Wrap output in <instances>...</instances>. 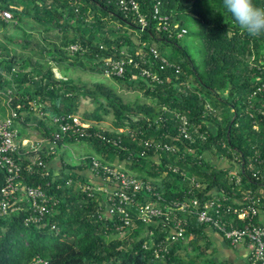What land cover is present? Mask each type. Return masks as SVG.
I'll list each match as a JSON object with an SVG mask.
<instances>
[{"label":"trees","instance_id":"trees-1","mask_svg":"<svg viewBox=\"0 0 264 264\" xmlns=\"http://www.w3.org/2000/svg\"><path fill=\"white\" fill-rule=\"evenodd\" d=\"M141 1L145 4L148 0ZM158 1L171 21L187 27L188 33L189 23L199 22L203 68L185 47L179 46L180 38H169L153 29L138 31L136 35L131 27L136 24L116 5L106 4L104 0H0V10H10L15 25L25 32L22 24L28 18L44 32L60 37V42L53 41L54 46L48 49L53 63L58 64L50 61L45 68L44 63L38 62L30 71H25L30 61H20L16 51L0 43L2 97L18 111V117L36 100L47 104L45 108L51 109L53 119L79 114V95L89 96L95 107L82 117L92 120V129H96L105 115L112 113L115 130L107 132L117 135L120 128H130L122 133L125 147L105 144L95 137L71 135H65L61 146L64 142L88 140L100 151L113 150L123 160V165L117 167L151 180L166 199L184 198L190 187L189 179H184L181 173L184 171L200 181L202 190L198 194L213 195L214 190L225 188L240 195L243 189H250L261 197L264 208V88L259 89L264 83V35H250L240 28L223 8L222 0ZM258 2L264 4V0ZM8 24L0 18V26ZM158 40L175 43L185 57L180 61L167 56L182 67L180 73L166 71L170 81L152 90L149 82L137 75L138 69L133 64L127 65L123 76L113 75L128 85L139 79L146 86L148 100L144 102H124L112 87L102 82L76 86L67 74L59 78L53 70L55 66L62 68V62L66 61L84 68L91 62V69L104 73L105 59L132 56L137 60L143 43L155 45ZM73 44L78 45L77 50L72 49ZM28 82L32 87L24 86ZM207 103L215 108V115L207 113ZM179 112L186 113L197 127L193 141L177 137ZM159 116H164V120L159 121ZM211 123L214 128L210 127ZM206 130L208 135L202 138L200 133ZM145 138L176 144L178 150L152 149L141 155ZM130 150L135 151L132 157ZM206 153L237 164V170L213 164L205 157ZM108 157L101 161L116 166ZM91 158H84L90 167ZM173 165L179 168L178 172L170 169ZM66 168L70 172L62 178L43 176L40 168L25 175L27 183L43 186L58 201L53 206L50 204L38 223H26L31 212L26 199L18 201L19 209L6 216L0 214V264H164V260L166 264H177L180 261L173 248L180 241L168 242L170 251L164 258H156L153 248H144L150 236L154 237V244L167 237L161 233V224L135 218L130 226L120 230L109 217L100 218L96 210L104 202V195L87 197L79 184L92 181L83 179L70 162ZM235 171L242 177L240 187H235L231 178ZM166 173L169 178L163 177ZM6 179L7 172L0 167V189ZM68 179L72 180L70 184ZM195 218H189L186 234L193 228ZM235 223L244 225L243 220ZM130 230L134 231L135 240L127 248L119 236L108 239L110 231Z\"/></svg>","mask_w":264,"mask_h":264},{"label":"built area","instance_id":"built-area-1","mask_svg":"<svg viewBox=\"0 0 264 264\" xmlns=\"http://www.w3.org/2000/svg\"><path fill=\"white\" fill-rule=\"evenodd\" d=\"M104 1L106 4L116 5L126 18L136 24L139 31L153 29L167 34L169 38H181L188 33L187 27L171 21L169 14L162 11L158 0H148L145 4L141 0ZM0 18L5 21L14 20L12 12L8 9L0 10ZM71 47L73 50L78 49L77 44ZM262 62L264 64V48ZM128 64H133L138 69L137 75L145 78L152 90L170 81V75L166 71L174 73L182 71L181 64L162 54L158 47L143 43L139 48L137 60L132 56L105 59L104 74L123 76ZM182 84L189 83L182 81ZM261 88H264V83L259 89ZM206 108L207 113L215 115V108L210 103H207ZM176 116L179 119L177 137L193 141V133L197 131V127L186 113L179 112ZM17 117L18 111L11 107L10 115L0 119V167L7 172L6 183L0 189V214L6 216L11 211L19 209L20 198L26 199L31 210L25 219L26 223L40 222L50 204L53 206L58 199L50 195L43 186L27 183L25 175L34 173L37 168L41 169L43 176L51 175L47 158L58 153L65 135L95 137L105 144L125 147L122 133L130 131V128H120L118 132L116 131L117 135H113L101 125L92 129L93 121L84 119L79 114L54 116L52 120L56 128L47 138L48 144L43 146L42 143H38L34 146L37 153L35 159L24 163L18 159L20 144L17 140L18 131L14 125ZM158 120L163 121L164 116H159ZM207 135V130L200 133L202 138H206ZM142 141L141 155H146L152 149L170 152L178 150L176 144L160 139L151 141L145 138ZM129 153L132 157L135 151L130 150ZM90 168L102 181L82 182L79 185L87 197L92 198L98 193L104 195V202L96 210L100 218L109 217L120 230L130 226L135 218L144 223L161 224V233L167 237L154 244L155 239L150 236L143 245L144 248H153L156 258H164L169 253V241H181L186 238L189 218L196 216L200 224L217 229L233 246L241 244L250 246L251 264H264V222L259 219L263 202L252 190L243 189L240 195H234L231 189L221 188L215 195H209L207 192L198 194L197 191L202 190L200 181L183 171L181 173L184 179L190 181L184 198L166 199L151 180L141 179L134 173L106 164L97 157L91 158ZM170 169L174 172L179 170L174 165L170 166ZM233 177L231 178L234 186L240 187L241 175L235 171ZM71 181L68 179L67 183L70 184ZM238 220H243L244 225L236 224Z\"/></svg>","mask_w":264,"mask_h":264},{"label":"rangeland","instance_id":"rangeland-1","mask_svg":"<svg viewBox=\"0 0 264 264\" xmlns=\"http://www.w3.org/2000/svg\"><path fill=\"white\" fill-rule=\"evenodd\" d=\"M8 22V25L0 26L1 46H7L11 50L16 51L18 53V58L20 61L23 59H25L26 61H30V65L25 67V71H30L38 62L44 63L45 68L47 67V62H54V60L50 58L48 49L54 46V42L59 43L60 37L56 38L48 34L47 32H44L38 25H36L32 20L28 18L25 19L22 24L23 28L26 29V32L20 26L15 25L16 20ZM126 25L129 26V24ZM199 26L200 25L197 20H192L189 23L190 32L179 39V46L185 47L192 55L196 64L199 67L203 68V45L198 35ZM131 27L135 30L134 33L136 35H139V29L137 27ZM50 41H54L53 44L50 43ZM155 46L158 47L159 50L168 57H173L174 59L180 61L185 60L183 52L175 43L158 40L155 41ZM62 65L63 66L61 70L59 69L60 67H54L53 70L55 74L59 76V78H61L62 74H67L70 78L73 79L76 86H82L84 84L93 86L94 83L102 82L112 87L123 98L124 102L134 103L136 101L144 102L148 100V96L146 94V86L137 78H135V82L132 85H128L120 80H117L114 76H108L102 73L100 69H91V62H87L88 68L75 66L67 61L62 62ZM24 86L32 87V83H25ZM78 99L80 107V111L78 112L79 115L83 116L85 112H90L94 109L95 104L89 96L85 97L80 94ZM10 113L11 106L8 104L7 100L2 97V92H0V119L10 115ZM100 124L106 130H115L113 126V114L110 113L108 115H105L103 121ZM76 146L79 148L81 147L84 154H87L91 157H97L100 160L105 159L106 161L107 156H109L111 160H113V158L116 159V153H114L113 150L102 149V151H100L97 149V147H94L93 143H91L90 141L81 140V142L75 143L72 148L70 146H67V154L69 156L68 159L71 163L75 162V157L80 154V149H77ZM35 157H32V159H35ZM169 176L170 175H168L167 173L163 175V177L166 178H169ZM117 236L124 240V247L126 248L129 247L135 240L134 231L132 230L121 232L110 231L108 233V239H112L113 237ZM179 260L180 261L177 262V264H201L200 261H202L203 264H209L210 262L212 264H216L214 262V259H198L193 256V254L191 257L185 256L183 258H179ZM163 263L166 264L165 260L163 261Z\"/></svg>","mask_w":264,"mask_h":264},{"label":"crops","instance_id":"crops-1","mask_svg":"<svg viewBox=\"0 0 264 264\" xmlns=\"http://www.w3.org/2000/svg\"><path fill=\"white\" fill-rule=\"evenodd\" d=\"M59 69L61 70V67ZM61 77H63V75ZM40 93H42V91H40L39 94ZM45 107H48L47 104H41L33 100L31 101V107L22 110L20 116L15 119L14 125L18 131L17 140L20 144L18 158L24 163L34 160L32 159V157L36 155L34 146H37L38 143H42L43 146H46L48 144L47 138L51 136L50 134L55 130L51 109H46ZM210 127L214 128V125L211 123ZM78 142H81V140L64 142L63 146L58 149V153L48 159L51 175L55 178H62L70 172V170L66 168V164L70 162L67 154V146L72 148L73 145ZM76 148L80 149V154L75 157V162H70L74 170L81 175L83 179L100 183L101 180L99 176L91 170L90 165L87 164L86 159H84L88 155L82 152L83 149L81 147L79 148L76 146ZM205 157L219 167L232 166V169L237 170L238 165L232 164L231 161L224 157H217L213 153H206ZM111 163L116 166H122L123 160L119 154H116V159L113 158ZM218 193L219 190L213 191V195ZM20 201H24V199L20 198ZM259 219L264 222V208L260 210ZM194 220L195 223L193 228L187 232L186 238L173 246L176 257H191L193 254V256L198 259H214L216 264H251L250 246L247 244L233 246L220 231L212 226L200 224L197 218ZM200 263L203 264L202 261H200ZM209 264L212 263L210 262Z\"/></svg>","mask_w":264,"mask_h":264},{"label":"clouds","instance_id":"clouds-1","mask_svg":"<svg viewBox=\"0 0 264 264\" xmlns=\"http://www.w3.org/2000/svg\"><path fill=\"white\" fill-rule=\"evenodd\" d=\"M223 8L250 35H264V4L258 0H222Z\"/></svg>","mask_w":264,"mask_h":264},{"label":"water","instance_id":"water-1","mask_svg":"<svg viewBox=\"0 0 264 264\" xmlns=\"http://www.w3.org/2000/svg\"><path fill=\"white\" fill-rule=\"evenodd\" d=\"M234 120V119H233ZM232 123V122H231ZM231 128V124H230V126H229V129ZM244 164V163H243Z\"/></svg>","mask_w":264,"mask_h":264}]
</instances>
